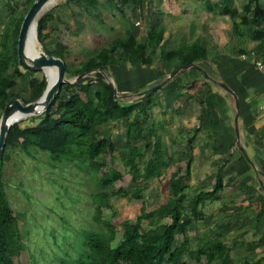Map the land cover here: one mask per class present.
Segmentation results:
<instances>
[{"label": "trees", "instance_id": "16d2710c", "mask_svg": "<svg viewBox=\"0 0 264 264\" xmlns=\"http://www.w3.org/2000/svg\"><path fill=\"white\" fill-rule=\"evenodd\" d=\"M27 1L28 6L15 20L12 13L13 6L17 4L15 0H5V7L10 11V15L0 31V109L2 110L10 100L17 99L9 93L15 82L10 79L8 72L12 69L15 76H22V69L18 66L16 57V42L22 20L35 0ZM74 1L82 3L87 11L98 5L97 0ZM129 1L137 5L141 4V0H119L121 4H127ZM204 5L207 12L214 11L213 8L217 7V4L213 5L211 0H205ZM241 11L244 12L243 16H240L238 9L229 4L228 0H223L221 3V13L231 19L236 34L242 35L241 25L248 24L249 18H252L253 28L249 39L258 42V45L251 54L256 61L264 64V0H247ZM258 19L262 22V26H258ZM52 20L53 16L50 13L38 18L36 38L47 56L59 58L64 62L68 86L75 88L76 92L68 100H64L59 97L60 88L47 110L39 117L31 118L39 119L37 125L21 128L19 126L21 119L7 132L0 156V264H14L13 258L21 248L18 220L8 203L1 175V167L12 142L21 150L32 147L47 153L55 164L64 161L72 163L79 170L86 171L96 187H112L123 175L120 171L105 166L104 162H99L98 157L102 154L114 155V146L107 138L97 136L92 123L96 121L115 123L123 119L126 121L124 137L130 146L127 160L128 175L134 185L133 193L128 198L130 200H143V193L149 189V185L154 180L160 179L174 162V159L161 149L158 139L156 150L154 152L151 150V158L147 159L146 154L151 148L150 144L138 143L137 132L132 130L133 125L137 127L140 124V115L144 113L149 98L140 102L119 101L114 98L108 77L104 74L106 68L118 67L123 63L131 66L151 65L152 60L147 55V51H151L162 42L164 27H149L145 33L144 43H136L127 33L124 37L114 39L107 46L94 51L80 66L71 67L65 61L63 54L44 46L48 38L45 31ZM167 44L160 45V56L163 67L168 73L207 59L205 44L201 40L170 49L167 48ZM83 74L85 76L80 80L79 85L70 83V80H76ZM28 83L30 100L34 102L41 97L47 84L45 80L38 81L35 78H29ZM131 115L133 118L130 120ZM198 131L199 128H194L187 132L189 134L187 152L192 150V137ZM145 132L153 136L152 131L146 129ZM191 165L192 160L189 157L184 172L176 168L170 174L166 183L168 195L164 203L151 211H147L146 207L141 205L139 215L133 221L125 220L120 223L121 242L115 247L111 245L117 232L115 226L109 221L102 220L103 209L112 208L110 197L102 195L101 198L95 199L92 219L99 230L82 231L74 242L75 253L63 259L61 264H188L185 260L186 256L194 258L196 264H239L231 259L230 248L219 239L201 243L195 255L190 252L187 235L194 231V223L197 225L204 220V204L213 199L215 193L222 188L221 178L217 177L210 192L198 191L192 194L188 206L190 216L185 215L183 203L187 196L184 193L186 190L184 184L190 176ZM103 168L105 171L101 172ZM114 194L125 196L126 193L119 189ZM176 237H182L183 242L180 249L172 250V243ZM202 257L205 259L204 263L201 262ZM244 264L252 263L246 261Z\"/></svg>", "mask_w": 264, "mask_h": 264}, {"label": "crops", "instance_id": "0c3cea01", "mask_svg": "<svg viewBox=\"0 0 264 264\" xmlns=\"http://www.w3.org/2000/svg\"><path fill=\"white\" fill-rule=\"evenodd\" d=\"M222 1L211 0L217 7L207 12L205 0H141L140 5H134L132 15L145 24L139 27L132 23L129 34L136 43H144L149 27L162 26V42L147 51L151 65L123 63L106 68V76L117 91V99L130 92H143L154 86L155 80L170 74L161 60L162 43H168L170 49L196 40L204 42L206 61L180 70L149 97L144 113L152 123L147 130L153 136L148 143L154 152L158 139L175 164L186 163L191 157L186 190L190 177L196 192H210L216 178H221L222 188L203 206L205 218L198 226V240L219 239L230 248L229 256L235 262L240 257L241 264H264V78L251 54L258 45L249 39L251 18L241 25L242 35L236 34L231 19L221 13ZM237 1L228 0L243 16L241 7L247 0H240V6ZM194 128L199 131L192 137V150L187 152V132ZM198 227L194 225V231Z\"/></svg>", "mask_w": 264, "mask_h": 264}, {"label": "rangeland", "instance_id": "374dc122", "mask_svg": "<svg viewBox=\"0 0 264 264\" xmlns=\"http://www.w3.org/2000/svg\"><path fill=\"white\" fill-rule=\"evenodd\" d=\"M15 3L17 5L13 6L12 15L17 20L20 12L22 13L28 6V1L15 0ZM97 4L96 8H90L87 11L79 1L59 0L41 14L42 16L50 13L53 16V20L49 22L45 31L48 38L44 46L63 54L65 61L71 67L80 66L94 51L107 46L114 39L124 37L129 33L132 23L134 25L138 23L139 27L145 24L142 20L134 19L132 11L133 8L136 9V6L131 2L125 5L119 0H97ZM237 4L240 6L242 2L238 0ZM9 15L10 11L5 7V0H0V31ZM257 24L262 26L259 19ZM144 27L147 29L148 25ZM140 33L144 34V30L141 29ZM36 44L37 51L43 52V46L38 43L37 38ZM21 72L22 76L17 77L12 69L9 70L8 76L15 82V86L9 93L22 104H27L31 102L29 78L45 80V82L47 78L43 71L29 72L22 69ZM107 72L109 71L106 69L105 76ZM91 76L93 77V74ZM81 79L70 80V83L79 85ZM164 79L158 78L153 85ZM108 81L110 82L109 78ZM60 88L59 97L64 100H68L76 92L75 88H69L67 82ZM138 93H127L126 97H120L118 100L126 103L136 101ZM121 96L124 95L121 94ZM2 111L0 109V116ZM40 115L22 119L19 126L34 127L39 123V119L31 118ZM132 118L133 115L130 116V120ZM146 119L147 115L142 113L140 124L137 127L132 126V130L137 132L140 144L148 143L151 139L145 130L152 123ZM92 127L99 138H107L113 143L114 155L102 154L98 157L99 162H104L105 166L112 167L123 175L112 187H96L86 171L79 170L70 162L55 164L47 153L32 147L21 150L16 143L10 144L6 153L7 158L1 167V175L8 203L18 220L21 248L13 258L14 264H61L63 259L73 256L74 242L81 232L99 230L92 219L93 201L101 198L102 195L110 197V203H112L111 209H103L102 220L109 221L115 226L117 232L111 245L112 247L119 245L122 233L120 223L125 220L133 221L139 215L141 205H144L147 211H151L164 203L168 195L166 183L170 173L176 168L181 170L185 168L184 162L177 161L176 164L173 162L172 167L168 168L160 179L154 180L149 185V189L143 193V200H130L128 198L133 193L134 185L128 175L127 160L130 146L124 137L126 121L123 119L115 123L96 121L92 123ZM151 150L150 148L146 154L147 159L151 158ZM105 168L101 172H104ZM188 181L189 187L184 192L188 200L184 199L183 206L185 215L189 217L190 196L196 190L190 184L191 177ZM119 189L125 191V196L114 194ZM208 212L210 213L207 210ZM194 225L195 228L199 226L195 223ZM198 231H200L199 227L187 235L190 242L189 249L193 255L202 243L198 240ZM182 242L181 237H176L172 243V250L180 249ZM185 260L188 264H196L192 257L186 256ZM236 261L239 264L242 263L240 257ZM201 262H205L204 257L201 258Z\"/></svg>", "mask_w": 264, "mask_h": 264}, {"label": "water", "instance_id": "95a60500", "mask_svg": "<svg viewBox=\"0 0 264 264\" xmlns=\"http://www.w3.org/2000/svg\"><path fill=\"white\" fill-rule=\"evenodd\" d=\"M49 1L50 0H35L34 3L31 5L30 9L28 10V12L26 13V15L24 16L16 42V57H17L18 66L24 70H27L29 72H40V71H44L45 68L54 67L56 69V76L51 83L47 82L43 94L36 101L27 104H22L18 99H13L6 104L0 116V156H1L2 147L4 145L5 137L10 127L13 126L15 123L19 122V120L21 119L33 116L32 114L37 110L41 111L40 114L46 111L51 100L58 93L62 84L67 82L65 78L66 75L65 65L61 59L55 58L53 56H47L42 51H39L38 53H35L33 55L27 54L26 52V43L29 34V29L34 24L35 35L37 34L36 32L37 20L41 16L42 14L41 12L44 6ZM189 68H195V65L191 64L189 66L180 67L172 71L160 83L151 86L150 88L144 90L143 92L138 93L136 102L146 100L147 98L152 96L157 90H160L168 80L174 78L175 75L180 70L189 69ZM84 76L85 75L83 74L79 76L78 79H81ZM108 83L110 84L113 90L114 98H118L115 87L111 82L108 81ZM219 85L229 94H232L231 91L224 84H219ZM237 106L238 105L236 102V109ZM234 125H235L236 135L238 136L237 116H235L234 118ZM240 151L242 152L245 159L248 161V157L245 154V152L242 149H240Z\"/></svg>", "mask_w": 264, "mask_h": 264}, {"label": "bare ground", "instance_id": "6f19581e", "mask_svg": "<svg viewBox=\"0 0 264 264\" xmlns=\"http://www.w3.org/2000/svg\"><path fill=\"white\" fill-rule=\"evenodd\" d=\"M59 0H50L43 8L42 12L50 9L53 5H55ZM41 12V13H42ZM40 15V14H39ZM37 44H36V35H35V26L34 24L30 27L29 29V34L27 38V43H26V52L27 54H35L38 53L37 51ZM44 74L47 78L46 83H51L55 76H56V69L54 67H49L44 69ZM41 113L40 110L35 111L32 115L36 116ZM28 118V117H27Z\"/></svg>", "mask_w": 264, "mask_h": 264}, {"label": "built area", "instance_id": "2783aa9c", "mask_svg": "<svg viewBox=\"0 0 264 264\" xmlns=\"http://www.w3.org/2000/svg\"><path fill=\"white\" fill-rule=\"evenodd\" d=\"M242 57L244 58V56H242ZM253 63L255 65V68L262 72L263 78H264V64L261 63L260 61H256V60H254Z\"/></svg>", "mask_w": 264, "mask_h": 264}]
</instances>
